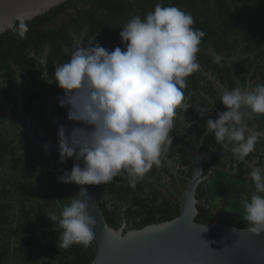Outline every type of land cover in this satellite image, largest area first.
I'll return each mask as SVG.
<instances>
[{
	"label": "clouds",
	"instance_id": "obj_1",
	"mask_svg": "<svg viewBox=\"0 0 264 264\" xmlns=\"http://www.w3.org/2000/svg\"><path fill=\"white\" fill-rule=\"evenodd\" d=\"M194 23L190 13L158 3L143 17L137 14L124 23L119 33L123 47L109 51L96 38L84 46L85 38L80 37L64 49L70 60L55 64L46 80L63 91L59 106L74 122L70 129L58 125L59 159L74 158L71 171L59 176L58 182L108 185L116 177H126L134 189L154 166H161L173 142L170 133L178 111L189 109L187 78L200 69L197 53L205 33ZM14 30L25 37L28 21L21 17ZM0 87H6V80ZM219 101L227 110L216 119H206L200 142L211 134L221 148L244 161L264 139V131L244 122L264 116V84L221 90ZM213 105L215 101H210ZM196 110L201 118L209 114V107L198 105ZM247 175L255 191L250 197L242 194L240 202L246 230L258 236L264 233V168L250 166ZM88 207L75 196L61 205L59 215L53 211L46 215L58 226L60 249L93 243L96 221Z\"/></svg>",
	"mask_w": 264,
	"mask_h": 264
},
{
	"label": "trees",
	"instance_id": "obj_2",
	"mask_svg": "<svg viewBox=\"0 0 264 264\" xmlns=\"http://www.w3.org/2000/svg\"><path fill=\"white\" fill-rule=\"evenodd\" d=\"M158 3L175 5L190 13L195 21L193 27L205 33L197 53V61L204 71H212L223 84L234 88L236 82L224 58L236 57L232 65L244 87L248 81L254 82L253 85L264 84V0H70L28 22L25 38L67 40L69 27H72L77 32L84 31L86 38H96L106 49L109 45L112 51L123 47L119 33L124 23L137 14L143 17ZM69 10L72 13H68ZM59 18L65 23L51 30V25ZM15 27L18 22L0 36V45L4 39H12L13 46L16 45L20 36ZM58 28H61L60 33ZM2 51L0 49V53ZM202 82L199 71L187 78V85L195 90L208 89L214 93L211 83L206 86ZM202 100V97H195L192 105ZM216 101L221 108L223 105L218 97ZM195 109L194 106L192 111ZM205 118L216 119L217 115L208 114ZM2 143L6 147L4 162L10 173L8 189L3 193L5 201L0 202V264H10L11 259L13 264H91L95 257L93 243L87 248L73 245L60 249L57 246L58 226L46 216L50 211L59 215L61 205L68 203L69 198H79L77 184L58 182L60 174H49L56 178L46 183L43 178L36 179L33 161L18 157L16 148ZM187 165H191L190 161ZM120 180L116 177L110 183L112 206L102 199L100 188L95 189L100 208L111 227H121L122 214L133 229L168 222L179 216L180 204L172 194L163 196L150 191L143 180L134 189L128 186L127 180L118 184ZM254 191V185L244 177V172L232 176L225 171H215L211 182L198 188L196 197L202 204L198 206L196 222L203 225L217 222L247 229L240 197L242 194L250 197Z\"/></svg>",
	"mask_w": 264,
	"mask_h": 264
},
{
	"label": "flooded vegetation",
	"instance_id": "obj_3",
	"mask_svg": "<svg viewBox=\"0 0 264 264\" xmlns=\"http://www.w3.org/2000/svg\"><path fill=\"white\" fill-rule=\"evenodd\" d=\"M68 13H72V10H69ZM65 17L67 15H64ZM54 23L55 25H51V30L53 31L56 26H62L65 22L59 18ZM57 30L60 33L61 28ZM80 37L85 38L84 46H88V40L95 42L94 37L86 38L84 31L77 32L72 27H69L67 40L61 38L19 37L16 39L17 43L15 46L12 44V39H4L0 45V49L3 50L0 53V85L6 80V87H0V202L5 201L3 193L8 189L7 179L10 173L7 164L4 162L6 159V147L2 142L9 143L16 148L18 157L29 161L32 160L37 170L35 178L38 180L43 178L42 181L44 183L56 178L49 174H60L61 176L65 171L70 172L72 169L74 162L71 159L61 162L59 153L35 145L28 135L18 127L16 122L26 128H30L40 141L53 145H58V125L63 124L69 129L74 126V122L67 120V109L59 106L58 98L63 96V91L56 83L49 84L46 80L47 78L51 79L55 64L70 60V54L65 55L64 49L72 47L74 38ZM107 46V49L111 51V47ZM58 48L59 50L57 51ZM11 50L15 52H9ZM20 51L24 52L20 53ZM224 60L227 62L229 59L224 58ZM45 67H47V76H44L43 69ZM199 72H201L204 81L202 84L208 86L211 83L214 93H211L208 89L195 90L192 86L187 85L185 103L189 106V109L183 113L178 111L175 127L170 133L173 142L168 146V151L162 158L161 166H154L143 178V181L148 183L150 191L160 193L163 196H168L172 193L162 183L181 194L188 186V178L192 176V160L180 144L183 117H185L187 126L185 144L189 149L196 151L199 148L200 154L216 150L226 152L220 145L213 143L214 139L211 134L204 139L203 143L200 142V138L205 136L206 118H201L197 110L192 111V108L198 105L200 107H209L210 116L226 111L227 109L224 106L219 108L216 105V100L217 97L219 98L221 90L231 89V87L218 80L212 71H204L200 66ZM211 77L219 81L223 88L213 81ZM250 84L253 85L254 82L248 81L246 87ZM195 97H202L203 100L198 105H192ZM210 101H215V105L210 106ZM244 122L249 128L261 131V125L257 118H245ZM188 125L191 126L189 127ZM197 128H200V131H197ZM226 154L227 157L216 156L205 159L202 162L205 173L215 166L222 168V170H212L210 178L202 184L211 182V177L215 171H225L232 176H238L240 172H244V177L250 181L247 175L250 171V166L254 165L264 168V139H261L256 144L255 151L244 161H240L229 152H226ZM168 161L171 163H168ZM189 161L192 167L187 165ZM146 178L155 183L149 182ZM119 179L121 180L118 184H124V181L127 180L126 177H119ZM96 186L101 190L102 199L106 200L109 206H112L114 200L110 191L111 185L101 184ZM130 227L132 228V225Z\"/></svg>",
	"mask_w": 264,
	"mask_h": 264
},
{
	"label": "water",
	"instance_id": "obj_4",
	"mask_svg": "<svg viewBox=\"0 0 264 264\" xmlns=\"http://www.w3.org/2000/svg\"><path fill=\"white\" fill-rule=\"evenodd\" d=\"M68 1L70 0H0V36L13 29L21 17L28 22L33 21ZM235 59L236 57L227 62L234 81L243 87L232 65ZM211 79L223 88L219 81L213 77ZM256 118L261 131H264V116L257 114ZM16 123L35 145L44 149L47 145L46 150L59 153L58 145L40 141L30 128ZM186 133L187 126L183 117L180 144L191 158L193 169L191 178H188V186L181 194L162 183L180 204L179 216L171 221L133 229L127 224L125 214H122L121 227L116 229L108 224L100 208L95 194L97 186L77 185L79 197L89 205L88 212L96 221L93 229L95 257L91 264H264V233L257 236L246 229L217 222L211 225L196 222L198 206L202 204L196 197L198 188L210 178L212 170H222L215 166L205 173L202 162L216 156L227 157V154L219 150L200 154L199 148L192 151L185 144ZM69 159L74 162V158ZM82 189L84 192L80 193ZM13 247L14 242L12 250ZM10 264H13L12 259Z\"/></svg>",
	"mask_w": 264,
	"mask_h": 264
}]
</instances>
